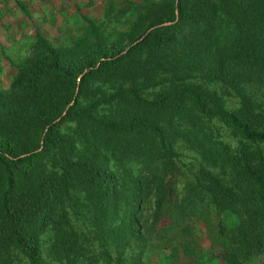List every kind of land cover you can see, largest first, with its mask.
<instances>
[{
	"label": "trees",
	"instance_id": "1",
	"mask_svg": "<svg viewBox=\"0 0 264 264\" xmlns=\"http://www.w3.org/2000/svg\"><path fill=\"white\" fill-rule=\"evenodd\" d=\"M140 2L126 47L94 28L72 44L38 34L0 90V264H147L140 210L172 202L177 139L202 157L178 213L214 207V261L264 264V0Z\"/></svg>",
	"mask_w": 264,
	"mask_h": 264
},
{
	"label": "rangeland",
	"instance_id": "2",
	"mask_svg": "<svg viewBox=\"0 0 264 264\" xmlns=\"http://www.w3.org/2000/svg\"><path fill=\"white\" fill-rule=\"evenodd\" d=\"M140 3V0H0V90L7 89L15 64H25L35 55L38 34L54 45L72 44L82 35L89 33L93 37L91 29L94 28L97 32L114 38L108 42L113 43L115 48L126 47L129 42L125 33L132 31L134 25L139 22L142 7ZM137 32L133 31L131 35L134 36ZM202 78L199 75L192 81L204 82ZM99 84L107 90L112 88L110 82H102L100 79H93L91 82L93 87ZM202 84L216 90L224 87L215 81ZM160 90L161 85L148 86L143 90V94L150 98ZM225 105L229 108L236 107L237 97L225 95ZM212 123L223 138L231 140V131L227 126L216 120ZM64 125L62 124V127ZM173 146L176 151L173 160L177 168L171 178L167 175L168 179L173 180L172 202H168L157 213L153 199L149 196L140 210L145 262L227 264L222 260L213 259L218 253L214 239L220 235L219 223L225 225L224 221L220 220L221 214L209 206L205 214L185 216L179 214L175 208V203H179L187 191V183L195 180L202 157L196 147L180 139H177ZM262 147L264 149V144ZM225 168L221 165L210 167L216 173L230 175V169ZM76 218L85 224L82 215ZM224 234L226 239L233 243L232 229L228 228ZM92 249L97 251L96 244ZM258 260L259 257H254L252 264H256ZM97 264L115 263L100 260Z\"/></svg>",
	"mask_w": 264,
	"mask_h": 264
},
{
	"label": "water",
	"instance_id": "3",
	"mask_svg": "<svg viewBox=\"0 0 264 264\" xmlns=\"http://www.w3.org/2000/svg\"><path fill=\"white\" fill-rule=\"evenodd\" d=\"M78 79H80V77H78Z\"/></svg>",
	"mask_w": 264,
	"mask_h": 264
}]
</instances>
